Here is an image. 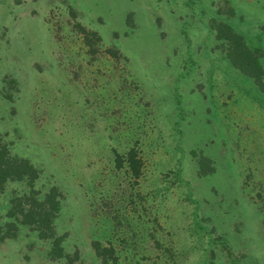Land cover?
Returning a JSON list of instances; mask_svg holds the SVG:
<instances>
[{
  "label": "rangeland",
  "instance_id": "1",
  "mask_svg": "<svg viewBox=\"0 0 264 264\" xmlns=\"http://www.w3.org/2000/svg\"><path fill=\"white\" fill-rule=\"evenodd\" d=\"M217 21L264 82V0H0V134L60 191L68 254L17 223L0 264H264V91Z\"/></svg>",
  "mask_w": 264,
  "mask_h": 264
},
{
  "label": "trees",
  "instance_id": "2",
  "mask_svg": "<svg viewBox=\"0 0 264 264\" xmlns=\"http://www.w3.org/2000/svg\"><path fill=\"white\" fill-rule=\"evenodd\" d=\"M215 29V35L219 39L225 38L221 43L227 45L225 54L229 62L243 74L252 77L257 87L264 91V82L261 80L262 67L254 53L247 47L241 34L225 21L215 22ZM226 41L227 44H225ZM128 160L133 171L136 172L137 160L133 155H129ZM208 161L209 158L206 155H198L200 173H204L206 168L209 170L212 168L208 165ZM37 174L38 170L28 158L17 157L10 153L8 144L0 134V191L9 181H20L27 186L26 191L11 197V204L5 212L9 217L0 224V239L14 234L13 230L17 228V223H24L34 229L38 237L48 240L50 243L48 253L51 256H68L60 244L61 235L56 234L54 230V217L60 207V191L55 186H50L41 197H38V190L33 186ZM93 244L97 254H102L104 248L100 249L96 241ZM105 264L109 263L106 261ZM111 264H118V262L112 261Z\"/></svg>",
  "mask_w": 264,
  "mask_h": 264
}]
</instances>
